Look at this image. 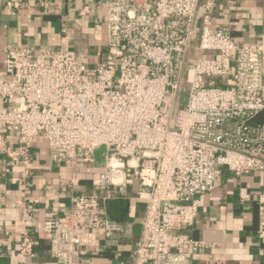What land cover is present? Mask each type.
<instances>
[{
	"label": "built area",
	"instance_id": "1",
	"mask_svg": "<svg viewBox=\"0 0 264 264\" xmlns=\"http://www.w3.org/2000/svg\"><path fill=\"white\" fill-rule=\"evenodd\" d=\"M216 6V0H105L106 45L92 67L67 47H6L0 196L21 213L20 261L34 257L42 240L58 264L86 261L97 235L126 233L125 222L110 218L106 197L97 194L72 196L65 215L43 222L9 196L2 180L15 166L30 175L39 137L59 163L102 168L92 180L97 188L117 187L129 197L130 177L138 181L146 208L132 264H193L205 243L179 230L194 223L218 170L264 172V45L213 27ZM89 10L84 6L81 14ZM195 48L215 55L195 58ZM9 130L18 135L13 146ZM257 200L264 233V191Z\"/></svg>",
	"mask_w": 264,
	"mask_h": 264
},
{
	"label": "crops",
	"instance_id": "2",
	"mask_svg": "<svg viewBox=\"0 0 264 264\" xmlns=\"http://www.w3.org/2000/svg\"><path fill=\"white\" fill-rule=\"evenodd\" d=\"M41 1L0 0V72H4L5 49L13 44L25 45L34 52L42 47H67L72 54L83 56L89 66L96 65L106 45L105 0H46L44 5ZM216 3L213 27H227L239 42L264 45V0ZM84 6L90 10L83 16ZM192 55L196 58L215 53H200L195 48ZM5 134L9 144L15 145L17 133L9 130ZM54 153L43 137L37 138L32 145L30 175L25 176L23 168L15 166L2 180L9 196L30 206L39 222L65 215L72 196L78 193L106 197L102 199L103 210L110 218L125 222V236L107 239L97 235L88 248L86 261L77 259L74 264H132L146 208V200L138 192V181L130 177L129 197H123L117 187L93 186L92 180L102 168L79 160L70 167L55 161ZM4 162L2 157L0 165ZM71 179L78 180L73 187L65 183ZM262 191L264 172L237 176L225 168L218 170L216 187L201 197L194 223L179 230L205 243L194 254L193 264H264V233L259 232L261 214L257 200ZM20 216V210L0 196V264H58L49 243L43 240L37 241L34 257L18 259L24 228Z\"/></svg>",
	"mask_w": 264,
	"mask_h": 264
},
{
	"label": "rangeland",
	"instance_id": "3",
	"mask_svg": "<svg viewBox=\"0 0 264 264\" xmlns=\"http://www.w3.org/2000/svg\"><path fill=\"white\" fill-rule=\"evenodd\" d=\"M187 90H188V86L185 85L184 90L181 91L180 94H179V101H180V102H183V101L186 100V97H187ZM103 149H104V148H103ZM103 149H101L100 152H102Z\"/></svg>",
	"mask_w": 264,
	"mask_h": 264
}]
</instances>
